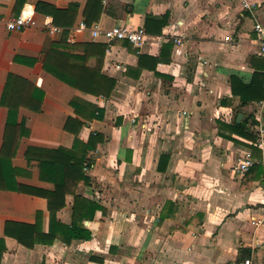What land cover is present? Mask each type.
Wrapping results in <instances>:
<instances>
[{"label":"crops","instance_id":"1","mask_svg":"<svg viewBox=\"0 0 264 264\" xmlns=\"http://www.w3.org/2000/svg\"><path fill=\"white\" fill-rule=\"evenodd\" d=\"M99 1L0 0L1 264H264V0ZM28 8L35 25L6 27ZM117 24L145 40L93 38L91 26ZM76 138L89 180L68 186L56 218L72 223L76 195L97 203L80 222L91 236L28 246L7 234L36 223L39 239L51 226L59 175L27 149ZM248 153L247 187L237 165Z\"/></svg>","mask_w":264,"mask_h":264},{"label":"trees","instance_id":"2","mask_svg":"<svg viewBox=\"0 0 264 264\" xmlns=\"http://www.w3.org/2000/svg\"><path fill=\"white\" fill-rule=\"evenodd\" d=\"M96 1L100 2L99 0H89L88 9H92L94 5H96ZM152 16H149L146 20V30H150L148 27V23L151 21ZM155 19V18H154ZM156 20L160 21V30L162 26L167 22V17L162 16L156 18ZM87 24L91 25L92 19L87 18ZM95 43H88L85 44L91 45ZM166 46H170L167 44ZM139 55V61L141 63V59L143 54ZM157 59L155 62L157 63ZM142 67H140L141 70ZM263 75V73L261 72ZM260 74V75H261ZM115 86V80L112 78H108L106 81V85L101 90L97 91L96 93H103L109 95L111 90ZM249 99H247L248 101ZM250 100H254L250 98ZM246 122L240 123L237 127H244ZM24 127V124L21 125ZM94 140V136L92 135L89 141L86 143L87 147L93 146L91 144ZM83 144L79 138L75 139V144L72 149H65V148H57V149H41V148H33L30 147L27 149V156H31L33 153L34 156L40 157L41 161V170L51 171L53 170L55 173H58V179L55 180L56 189L52 193H46V197L48 199V207L51 215V226L49 231L45 235H41L39 239H36L34 236L40 232L38 227L35 224H25L21 223L17 232L13 233L10 228H8V224L6 226V233L14 236L20 242L32 246L36 242H41L45 244L53 243L55 238H61L63 240H71L72 238H89L91 234L86 231L84 227L80 224L84 218H90L95 213L96 209L100 207L97 203L90 201L89 199L82 197L80 195H76V199L73 206V219L71 224H64L56 218L57 210L63 204V197L65 195L66 190L68 189L69 185L77 186L79 180L88 181L89 178L83 174V166L85 161V152L81 155H77L73 152V150L78 147L79 144ZM4 150V147H3ZM3 155V153H1ZM254 167H251L249 171L245 174L244 180L247 179V187L251 185L253 181V177L251 176ZM262 181V177L260 179ZM244 186V181L242 182ZM41 234V233H39ZM6 250L5 240L3 237H0V264L1 259L3 256L4 251Z\"/></svg>","mask_w":264,"mask_h":264},{"label":"built area","instance_id":"3","mask_svg":"<svg viewBox=\"0 0 264 264\" xmlns=\"http://www.w3.org/2000/svg\"><path fill=\"white\" fill-rule=\"evenodd\" d=\"M245 7H251L252 3L249 0L242 1ZM36 24L34 11L32 9H24L17 17L7 20L6 27L10 30L21 29L26 26H32ZM53 30L58 28L51 26ZM78 29L87 28L86 23L80 22ZM76 28V29H77ZM93 38L103 37L109 44L116 39H129L137 45L143 43L146 37V32L143 27L132 28L125 24H117L108 28H102L99 25H93L90 27ZM254 30L257 34L255 39V47L257 52L264 57V23L256 21L254 24ZM257 145L264 149V129L260 130V135L257 139ZM253 163L251 154L248 153L243 160L238 163L237 170L242 173L246 172ZM232 264H252L251 259H242L235 261Z\"/></svg>","mask_w":264,"mask_h":264}]
</instances>
